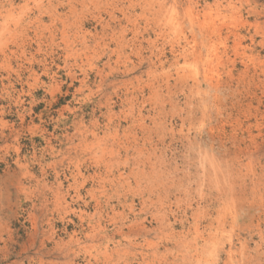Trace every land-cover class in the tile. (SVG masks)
I'll return each instance as SVG.
<instances>
[{"label":"rangeland","instance_id":"obj_1","mask_svg":"<svg viewBox=\"0 0 264 264\" xmlns=\"http://www.w3.org/2000/svg\"><path fill=\"white\" fill-rule=\"evenodd\" d=\"M176 2L0 0V264H264V0Z\"/></svg>","mask_w":264,"mask_h":264},{"label":"bare ground","instance_id":"obj_2","mask_svg":"<svg viewBox=\"0 0 264 264\" xmlns=\"http://www.w3.org/2000/svg\"><path fill=\"white\" fill-rule=\"evenodd\" d=\"M6 1V0H5ZM11 1V0H10ZM27 1V0H26ZM51 1V0H50ZM77 1V0H76ZM120 1V0H119ZM123 1V0H122ZM146 1V0H145ZM187 1H190V0H187ZM80 2V1H79ZM84 2V1H83ZM86 2V1H85ZM174 2V1H173ZM175 2H176V0H175ZM12 3V2H11ZM20 3V2H19ZM70 3V2H69ZM139 3V2H138ZM36 4V3H35ZM175 4V3H174ZM3 5V6H2ZM10 5H12V4H9V6ZM14 5V4H13ZM74 5V4H73ZM117 5V4H116ZM162 5H163V3H162ZM173 5V4H172ZM172 5H171V7H172ZM176 5H177V2H176ZM9 6H7V7H9ZM122 6V5H121ZM159 6V5H158ZM174 6V5H173ZM185 6V5H184ZM4 7H5V5L4 4H2V3H0V17H2V14L4 13ZM38 7H40L39 5H38ZM88 7V6H87ZM122 7H124V5L122 6ZM35 8V7H34ZM115 8V7H114ZM159 8H160V6H159ZM173 8V7H172ZM175 8H176V6H175ZM10 9H12V8H10ZM78 9V8H77ZM192 9H193V7H192ZM163 10V9H162ZM172 10V9H171ZM39 11V10H38ZM56 11V10H55ZM66 11H67V9H66ZM164 11H165V8H164ZM177 11V10H176ZM179 11V10H178ZM177 11V12H178ZM188 11V10H187ZM6 12V11H5ZM35 12H37V11H35ZM112 12V11H111ZM172 12V11H171ZM173 12H174V10H173ZM194 12H196V11H194ZM44 13V12H43ZM73 13V12H72ZM101 13V12H100ZM160 13H161V11H160ZM175 13V12H174ZM181 13V12H180ZM180 13H178V15L180 14ZM187 13H189L190 14V18L192 19L193 17H194V15L195 16H197V14L195 13H192V10H190V12H187ZM199 13V12H198ZM36 14V13H35ZM126 14V13H125ZM216 14V13H215ZM39 15H40V13H39ZM69 15V14H68ZM96 15V14H95ZM143 15V14H142ZM158 15V14H157ZM71 16H73V15H71ZM78 16V15H77ZM113 16H115V15H113ZM139 16V15H138ZM187 17H188V14H187ZM199 17V16H198ZM207 17V16H206ZM31 18V17H30ZM74 18V17H73ZM84 18V17H83ZM146 18V17H145ZM171 18V17H170ZM189 18V19H190ZM29 19V18H28ZM36 19V18H35ZM41 19V18H40ZM76 19V18H75ZM171 19H173V18H171ZM209 19H211V18H209ZM37 20V19H36ZM44 20V19H43ZM77 20V19H76ZM174 20V19H173ZM196 20H197V18H196ZM199 20V19H198ZM34 21V20H33ZM134 21V20H133ZM179 21V20H178ZM186 21V20H185ZM24 22V21H23ZM46 22H47V20H46ZM49 22V21H48ZM52 22H54V21H52ZM59 22V21H58ZM190 22V21H189ZM192 22V21H191ZM199 22H201V21H199ZM203 22V21H202ZM30 23V22H29ZM28 23V24H29ZM62 23V22H61ZM73 23V22H72ZM102 23V22H101ZM132 23V22H131ZM215 22L213 21V24H214ZM31 24V23H30ZM38 24V23H37ZM36 24V25H37ZM44 24V23H43ZM47 24V23H46ZM50 24V23H49ZM111 24V23H110ZM109 24V25H110ZM190 24V23H189ZM209 24H211V23H209ZM223 24V23H222ZM77 25H78V23H77ZM107 25V24H106ZM174 25H175V23H174ZM47 26V25H46ZM194 26V25H193ZM10 27V26H9ZM14 28H11L12 30H14V31H17V33L19 32H25L26 30H27V26H24V24L22 23V21H20V20H18L15 24H14V26H13ZM171 27V26H170ZM211 25H208V24H205V23H203L202 25H201V29L203 30V31H205L206 32V34L208 33V32H210V29H211ZM224 27H225V25H224ZM29 28V27H28ZM82 28V27H81ZM191 28H192V24H191ZM214 28V27H213ZM9 29V28H8ZM58 29V28H57ZM98 29V28H97ZM0 30H1V28H0ZM162 30V29H161ZM212 30V29H211ZM28 31V30H27ZM68 31V30H67ZM73 31V30H72ZM91 31V30H90ZM179 31V30H178ZM181 31H182V29H181ZM184 31V30H183ZM35 32V31H34ZM37 32V31H36ZM51 32V31H50ZM185 32V31H184ZM195 32V31H194ZM201 32V31H200ZM52 33V32H51ZM160 33V32H159ZM191 33H193V32H191ZM218 33V32H217ZM0 34H1V31H0ZM24 34V33H23ZM29 34V33H28ZM66 34V33H65ZM79 34V33H78ZM111 34V33H110ZM209 34V33H208ZM207 34V35H208ZM221 34V33H220ZM5 35V34H4ZM26 35V34H25ZM24 35V36H25ZM46 35H48V34H46ZM49 36V35H48ZM53 36V35H52ZM102 36V35H101ZM116 36V35H115ZM237 36V35H236ZM57 37V36H56ZM103 37V36H102ZM114 37V36H113ZM112 37V38H113ZM87 39V38H86ZM29 40V39H28ZM27 40V41H28ZM32 40V39H31ZM188 40V39H187ZM44 41V40H43ZM177 41V40H176ZM35 42V41H34ZM49 42V41H48ZM80 42H82V40L80 41ZM84 42V41H83ZM40 43V42H39ZM69 43V42H68ZM76 43V42H75ZM75 43H73V44H75ZM96 43V42H95ZM203 44V43H202ZM20 45V44H19ZM38 45V44H37ZM77 45V44H76ZM92 45V44H91ZM177 45V44H176ZM43 46V45H42ZM88 46V45H87ZM87 46H85V47H87ZM18 47V46H17ZM40 48V47H39ZM79 48H81V47H79ZM93 48V47H92ZM36 49V48H35ZM68 49V48H67ZM72 49V48H71ZM87 49H88V47H87ZM98 49V48H97ZM26 50V49H25ZM181 50V49H180ZM14 51V50H13ZM43 51V50H42ZM93 51V50H92ZM96 51V50H95ZM193 51V50H192ZM15 52V51H14ZM67 52V51H66ZM73 52V51H72ZM71 52V53H72ZM76 52V51H75ZM90 52V51H89ZM23 53V52H22ZM71 53H69V54H71ZM179 53V52H178ZM187 53V52H186ZM192 53V52H191ZM33 54V53H32ZM188 54V53H187ZM67 55V54H66ZM65 55V56H66ZM90 55V54H89ZM183 56H184V54H182ZM72 56V55H71ZM77 56V55H76ZM5 57V56H4ZM67 57V56H66ZM70 57V56H69ZM82 57V56H81ZM92 57V56H91ZM93 57H94V55H93ZM92 57V58H93ZM198 58V57H197ZM201 58V57H200ZM203 60V59H202ZM81 61V60H80ZM207 61H208V59H207ZM89 63V62H88ZM87 64V63H86ZM90 66V65H89ZM93 67V66H92ZM33 70V69H32ZM207 79H208V81L210 82L209 84H211V86H212V82H213V78H212V76H210V75H207ZM195 82H197L196 81V79L194 80ZM196 85H197V83H195ZM200 86V85H199ZM115 134V133H114ZM214 165V164H213ZM219 169V168H218ZM206 172V171H205ZM217 173L218 172H216V175H217ZM222 173V172H221ZM222 174H224V176H225V173H222ZM214 176V175H213ZM227 176V175H226ZM204 178V177H203ZM222 178V177H221ZM215 179V178H214ZM213 179V180H214ZM218 179V178H217ZM224 179V178H223ZM234 179V178H233ZM233 179H231L232 180V182L234 183V181H233ZM204 180V179H203ZM229 182H230V179L228 180ZM227 181V182H228ZM220 182V181H219ZM228 182V183H229ZM215 184V183H214ZM232 184V183H231ZM217 184H215V186H216ZM230 185V184H229ZM237 185V184H236ZM231 186H233V185H231ZM225 189H226V186H225ZM228 189V188H227ZM236 189V188H235ZM233 191H234V189H233ZM224 194V193H223ZM226 194V193H225ZM224 194V195H225ZM197 246V245H196ZM197 249V248H196Z\"/></svg>","mask_w":264,"mask_h":264}]
</instances>
